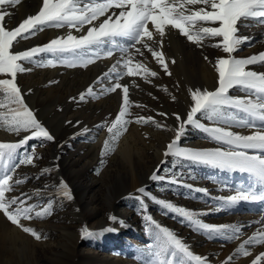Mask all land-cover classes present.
<instances>
[{"label":"rangeland","instance_id":"374dc122","mask_svg":"<svg viewBox=\"0 0 264 264\" xmlns=\"http://www.w3.org/2000/svg\"><path fill=\"white\" fill-rule=\"evenodd\" d=\"M16 6L17 5L3 6V11L9 13V15L5 17L4 22L11 23V26H14L17 19V15L15 14ZM200 6L201 5L190 7L198 8ZM36 8L38 10L40 6ZM101 19H103V17ZM206 26H215V24ZM48 28L51 29L54 27H45L42 31L38 30L35 35L27 39H18V41L14 43V50L12 49V51H15V48L18 50L21 40L27 41L31 39L36 42L43 39L46 40L47 35L41 34ZM8 29L12 30L11 28ZM239 30H241L239 35L248 37L249 40L241 44L239 50L233 54L236 58H247L264 51V22L250 19L241 22ZM66 35L67 34L63 36ZM73 35L79 36L82 35V32H77L75 30ZM56 37H58L57 34L54 38ZM216 42V39L209 40V44L213 48ZM44 44H46V42L39 46H43ZM153 46L158 49L157 44ZM217 50L221 55L224 54L222 50L218 48ZM144 51L145 55H136L135 61L143 62L149 69L156 71L158 75L156 77H149V82H146L139 76L135 77L136 80H130L128 84L129 100L132 106L130 108L131 115L126 118L132 122L127 124L126 130H122L121 135L115 139L107 130L108 126H111L116 115L119 113L123 100L122 90L117 89L115 92L107 91V88L112 87L116 82L115 74H113L111 79L104 77L99 83L94 81L92 86L88 83L93 89L91 94L87 93L89 86L82 90L75 82H72L69 86V88H71L70 94L72 95L68 97L63 95L55 102L54 96L60 94L59 91H55L62 88L58 76H60V74H65L66 72L64 70L67 69L79 70L77 74H80V69L85 67H67L61 64L48 66L46 65L47 59H55V57L50 56V54L39 55L32 62H21L24 68L30 69L29 71L18 73V76L24 81L32 77V80H35L42 71L49 72V69L55 70L57 67L64 69H56L54 77L48 79L42 87L43 92L41 97L43 99L47 97L43 100L44 104L42 106H44V108H42L46 111L47 115L45 117L40 116L39 107H29L34 111L38 120L50 134L56 138L55 130L57 131V126L60 125L58 121L59 117L65 112L67 104L70 103H72L70 110L73 119L75 122L78 120L77 123L79 126L81 125L82 128L76 133L68 136L67 142L61 148L59 153L60 159L67 160L70 164L68 171L65 173L62 171V175L57 172L58 163L54 161L53 141L43 139L30 140L27 148L20 149L21 155H23L25 151L31 154L33 151L31 145H37L35 148V155L38 159L35 160L34 165H21L16 169L13 173L14 178L23 179L26 180V182L19 185L13 184V189L6 193V198L11 199L13 196H20L21 193H24L26 194V199L27 197H31L28 203L39 204L41 207H43L48 200L53 201L51 215L44 218L34 217L31 220L22 222L25 226L35 229L40 235H42V232L50 234L49 237L52 241L56 239L58 243L53 242L55 251L63 248L62 245L65 241L62 230L63 226H71L74 228L79 226L81 229L87 228L93 235L84 238L81 237L82 240L79 247L90 249L91 252L94 253L93 258L88 264H167V260L169 259L172 261V264H196L195 261L178 251L175 256H172L171 251H175L174 249L170 251L161 247L155 238L156 230L154 229V225L144 219L145 215L150 216L152 221L170 230L182 241L193 255L204 258L206 264H223L228 257H232L229 262V264H232L239 255L245 257L243 251L237 253L236 250L245 240L252 238L253 242H255L256 233L260 230V227H257L256 224L253 223L250 224L247 221L249 217L254 218L257 216V213L249 210V206L253 204V201H240L236 204L224 205V202L218 198L234 195L237 190L247 187L248 183L246 180L253 177L247 173L233 171L234 177L229 181L223 176V174L227 173L226 169L179 160L175 156L169 155L162 160H167V163H159L158 166H160V170L157 173L159 176L167 177V179H151L150 182H147L146 185L143 186L145 193L142 194L138 192L137 189H128L130 182L129 167L127 164L122 163V161L120 162L117 160V162L114 160V157L117 156L123 160L122 156L117 154L120 141L123 137L132 134L135 137L136 146L146 151L145 160H141L143 161L142 166L145 165L151 169L155 161L154 155H156L154 149L158 148L161 143L160 141L164 139L162 136H155L152 131L162 132V130L171 129V126L173 127V124L177 122L172 115L173 113L185 115L184 104L182 103L183 100L179 96V87L174 76L172 73L171 75L165 74L161 66L151 57V53H148L146 50ZM115 54L119 59L121 58L119 52ZM100 59L95 60L94 63ZM208 59L212 64L215 63V57L209 56ZM42 63H44L45 66H41ZM250 67H257L263 70L264 73V63H257L249 66V68ZM123 71H126V69ZM188 71L190 74V68H188ZM191 73L193 78L196 77V81H203L202 75L200 74L201 72L192 70ZM44 76L46 77V75ZM44 76L42 75V77ZM4 78L5 75L0 74V79ZM80 78L81 76L77 75L75 80L80 81ZM127 78L128 76L123 75L120 81L122 80L125 82ZM133 80L135 84H133ZM50 81H55V83H49ZM136 85H138V87ZM215 87L216 85H213L211 89L214 90ZM26 91L27 90H24L23 94L25 102L29 106V95L31 91ZM62 91H64V89H62ZM81 93H85V99L82 101L79 99ZM242 93H244V91L240 88H234L229 94L233 97H241V95H243ZM173 96L175 100L172 99ZM73 97L76 99H72ZM103 99H107L110 104L107 103L99 109L88 106L89 104L93 105V103ZM0 103H7L3 95H0ZM137 105H142V107H137ZM227 111L237 116L243 115L235 110ZM159 113H167L168 115L165 117L159 115ZM137 116H152L156 121H159L161 125H166L167 127L158 128L151 123L137 124L135 123V118ZM198 119L208 127L226 126L220 122L209 121L203 116L198 117ZM70 125L68 121L64 124L65 127H70ZM101 125H104V127H100ZM230 129L236 132V125H233ZM27 134L29 133L22 132L17 136L14 133L8 132L5 123L0 121V142H16ZM173 137L175 139V136ZM106 142H108L107 154L102 157V152L106 150ZM152 143L155 144V148L148 146ZM178 146L195 149L225 147L208 138L202 130L194 126H189L186 129L179 140ZM45 168L49 169V171L42 174V170ZM143 169L144 168L140 167V165L135 166V170L138 171L139 174ZM156 170L157 168L154 172ZM67 173L70 175H67ZM61 179L67 184L71 192L73 197L71 200L63 198L62 196V190L59 187ZM174 180L177 182H171ZM94 181L96 185L90 186L89 182ZM77 184L88 185L86 188H82L83 186H78ZM83 189L86 193L85 197L87 196L86 206L76 203ZM108 189L111 190V195H109ZM115 192H119L120 195H118L113 202H110ZM141 201H143V203H141ZM160 201L170 202L176 207L190 210L193 213V219L199 220L202 223L214 226H229L228 231L225 233H216L199 229L198 226L190 222L188 218L180 216L173 210L165 209ZM88 211L91 213L93 212L91 216H87V213H89ZM0 215L3 216L2 213H0ZM109 216H114L116 219L110 221ZM42 222L46 224H42ZM48 222L51 223L53 227L50 226ZM97 223H100L99 228L103 230V233L99 236L95 234ZM35 224L37 226L39 225L42 229L34 227ZM2 227L3 226L0 224V264H10L7 262L8 260L6 257H8L9 254L13 256V253L10 251V245L8 244L9 239L5 238V235L1 232L3 231ZM235 229H240L238 237L234 235ZM20 231L22 235H30L24 233L22 230ZM230 235L234 238L229 239L228 237ZM149 245H151V248L148 247ZM226 246H231V248L226 256L223 257V249H225ZM256 246V243L245 245V250L250 253ZM53 255L54 252L48 250L46 255L41 257L42 261L39 264H48V261L52 259ZM218 258H221V260H218ZM11 259L15 260V258ZM262 263H264V261L261 262V264Z\"/></svg>","mask_w":264,"mask_h":264},{"label":"snow or ice","instance_id":"6c2138e0","mask_svg":"<svg viewBox=\"0 0 264 264\" xmlns=\"http://www.w3.org/2000/svg\"><path fill=\"white\" fill-rule=\"evenodd\" d=\"M20 2L21 0H0V74L10 77L0 79V95H3L7 101L0 103V121L5 123L8 132L17 136L22 132L29 133L16 142H0V213L12 225L39 241L41 235L32 227L25 226L22 221L49 216L53 208L52 200H48L43 207L28 203L31 197L26 199L24 193L11 199L6 198V193L12 191L13 184L26 182L14 178L13 173L16 169L21 165H34L35 160L38 159L35 155L37 145H31L33 150L31 154L25 151L21 155L20 149L27 148L30 140L55 139L26 104L24 94L16 83L18 73L30 70L24 68L21 62H32L39 55L50 54L55 59H47L48 66L61 64L67 67H87L97 59L109 58L119 52L121 58L104 74L109 79L115 74L116 82L112 87L107 88V91L115 92L120 89L123 93L119 113L107 128L115 139L121 135L122 130H126L127 124L132 122L126 118L131 115L132 103L129 100V85L119 82L122 76H139L149 82V77L158 75L143 62L135 61V56H144L146 50L151 53V57L161 66L164 73L171 75L164 53L153 46L157 43V36L161 38L159 43L162 45L163 37L169 29L178 30L180 35L198 47H202L206 40L216 39L217 42L213 46L226 55L215 60L214 67L217 74L215 89H189L191 105L186 117L181 113L172 114L178 126L175 139L166 146L165 157L171 155L179 160L239 171L254 178L253 184L237 190L234 195L218 198L224 202V205H232L240 201H264V73L249 68L251 65L264 63V51L247 58H236L233 55L241 44L249 40L248 37L238 34L240 23L250 19L264 22V0H42V6L35 15H29L18 26L8 30L4 26V21L9 13L3 11V6L18 5ZM196 5L201 6L190 7ZM212 24L218 26H206ZM85 25H88L85 34L79 36L72 34V29L80 32ZM66 26L69 29L66 36L51 39L43 46L12 51L18 39H27L45 27L61 29ZM207 59L208 57H205V60ZM41 66H45L44 63ZM124 69L126 71H123ZM101 79L98 77L97 83ZM234 88H240L249 95L233 97L229 93ZM92 91V87L89 86L87 93L91 94ZM251 94H255V99ZM79 99L84 100L85 93H81ZM172 99L175 100V97L173 96ZM227 110H235L243 115L237 116ZM159 115L167 117L168 114L159 113ZM201 116L226 126H205L198 119ZM257 119L260 124L256 123ZM135 123H151L158 128L167 127L161 125L152 116H137ZM233 125L251 129V134L241 135L233 132L230 130ZM189 126L202 130L208 138L226 147L201 149L179 147V140ZM107 148L108 142L105 144L106 150L102 152V157L107 154ZM164 163H167V160L161 161V164ZM159 170L160 166H157L150 179L166 180L167 177L157 174ZM48 171L49 169L45 168L42 174ZM59 187L63 198L68 200L73 198L62 179ZM138 192L143 194L145 189L140 188ZM160 203L165 209L173 210L180 216L188 218L199 229L216 233L228 231L229 226L208 225L194 220L190 210L176 207L170 202L160 201ZM115 219L114 216H109L110 221ZM144 219L154 225L155 238L160 246L170 251L175 250L171 251L172 256L178 251L196 264H206L204 258L193 255L170 230L152 221L150 216L145 215ZM239 231L240 229H235L234 235L238 237ZM91 235L93 233L87 228L81 229L82 238ZM228 238L234 237L230 235ZM255 242L264 243V234ZM251 243H253L252 238L245 240L236 252L243 251V255H249L245 245ZM148 247L151 248V245ZM231 258L228 257L223 264H229ZM262 259L264 253L257 256L252 264H259ZM167 264H172V261L167 260Z\"/></svg>","mask_w":264,"mask_h":264},{"label":"bare ground","instance_id":"6f19581e","mask_svg":"<svg viewBox=\"0 0 264 264\" xmlns=\"http://www.w3.org/2000/svg\"><path fill=\"white\" fill-rule=\"evenodd\" d=\"M37 6H40V7L42 6V0H22V2L16 6L15 14L17 15V19L15 21L14 26H11L12 24L9 22H4L5 27L7 29L8 28L13 29L16 26H18V24L23 19L27 18L29 15H35L39 11V9L37 10L36 8ZM87 27L88 25L84 26V29L81 31L82 34H85ZM68 31L69 29L67 28V26L62 29L48 28L45 32L41 34V35H47L46 40L42 38L43 36L40 37L43 40H40L38 42H36L35 40H31V39L27 41L21 40V42H19L20 43L19 47L17 45L18 50L15 48V51L13 52L23 51L31 47H34V46H39L45 42L48 43L50 42L51 39H54L56 34L58 36H63L67 34ZM71 31L73 34L75 29H72ZM240 32L241 30H239V33ZM156 40H157L156 44L158 46V50L164 53L165 59L168 63V69L171 71L172 75L177 81V85L179 87V96L183 100L182 103L184 104V112H185L184 116L186 117V113L190 109V105H191L189 89L213 90L211 89V87L213 85H216L215 83L217 79V74L215 72V67H214L215 63L212 64V62L209 59L205 60V57L213 56V58L215 57L217 59L218 57L225 56L226 54L221 55L220 52L217 50V48L215 47L213 48L212 46H210L209 40L204 41V44L202 47H198L196 44L189 42L186 39V37H183L182 35H180L178 30H173V29L167 30L166 35L163 37L162 45L161 43H159L161 40L159 36L156 37ZM117 59L119 60L116 54H114L112 57H109V58L100 59L96 63L88 67H85L83 69H80L81 70L80 74H77L79 70H71V69L64 70V69L57 67L56 69L64 70L66 73L63 75L60 74V76H58L59 81H61L62 88L60 90L55 91V92L59 91L60 94H58L57 96H54L55 97L54 101L57 102L58 99H60L63 95L65 97L72 95L70 94L71 88H69L70 83L72 82H75L78 87L82 88V90H84L85 88H87V86H89L88 83L91 84V86L94 81L97 83L98 77L102 78L99 81L101 82L105 77L104 74L107 73L108 70L112 68L114 64H116ZM172 61H175V62L173 63ZM188 68H190V74H189ZM55 70L49 69V72L42 71L40 72V74H38L39 77L36 78L35 80H32L33 78L32 77L31 79L24 81L22 78L18 76V74L16 76V83L18 84L22 93L24 92V90H27L28 92L31 91L29 95V98H30L29 107L30 108H33V106L39 107L40 116L42 117H45L47 115L46 111L43 110L44 106H42L44 104L43 100L47 98V97H44L43 99L41 97L42 92H43L42 87L48 79H51L52 77H54ZM192 70L201 72L200 74L202 75L201 77L203 78V81H196L197 80V79L195 80L196 77L193 78V75L191 73ZM250 70L263 73V70L257 67H250ZM42 75L43 76L46 75V77L45 76L42 77ZM77 75L81 76L80 81L75 80V77ZM5 78H10V77L5 76ZM131 79L136 80L135 77H130V78L128 77L126 79L127 81L124 80L125 82H123L121 80L120 83L129 84ZM62 89H64V91H62ZM242 94L243 95H241V97H246L247 95H249V93H247L246 91H244V93ZM251 95L253 96V99H255V94H251ZM107 103L110 104L109 101H107V99L105 100L103 99V100L93 103V105L89 104L88 106L99 109L101 106L103 107ZM71 104L72 103L67 104L65 112L59 117L58 121L60 125L57 126L58 130L57 131L55 130L56 138L53 140V144H52L53 149H54L53 151L54 161L58 163L57 172H59V174L61 175L63 172L65 173L66 171H68V168L70 167V164L67 160H62L59 157L61 148L67 142L68 136L76 133L78 130L82 128L81 125L80 126L78 125L77 123L78 120H76L75 122L73 119V115L71 114V110H70ZM66 121L69 122V125L71 124L70 127L64 126ZM72 122H75V123H72ZM175 123L176 124H173V127L171 126V129L169 130H162V132L152 131V133L155 136H162L164 137V139L160 141L161 143L158 146V148H155L154 147L155 144L153 143L148 145L149 147L155 148L154 153L156 154L154 155L155 161L151 169L148 166H145V165L142 166L143 161L141 160H145L146 151L139 149L136 146L135 137L132 134H129L121 139L118 150H117V154H120L123 160L120 159L118 156L114 157V160L115 161L119 160L120 162L122 161V163L127 164V166L129 167V176H130L129 181L130 182H129L128 189L138 190L140 188H143V186L146 185L147 182H150L151 180L150 177L154 173V170L157 168L159 163L164 158H166L164 155V153L167 151L166 146L167 144L170 143V141L174 139L173 136H175V131L178 126V122H175ZM256 123L260 124L261 122L257 119ZM230 130L233 131L232 129ZM251 131H252L251 129L236 126V133H239L241 135L251 134ZM58 161H61V162H58ZM138 165L144 168L140 172V174L138 173V171L135 170V166H138ZM226 172L227 173L223 174V176L227 178L229 181H231L234 177L233 171L226 170ZM67 175H70V174L67 173ZM246 182L248 183V185H251L255 181H254V178H249L246 180ZM87 185L88 184L78 185V186H83L82 188H86ZM89 185L95 186L96 185L95 181L89 182ZM85 194L86 193L83 189L82 194L80 195L79 199L76 202L78 205L79 204H82L85 206L87 205V200H86L87 196L85 197ZM109 195H111V190H109ZM118 195H120V193L115 192L110 202H113V200H115V198ZM249 210L257 213V216H255L254 218L249 217L247 221L250 224L253 223V224H256L257 227H260V230H258V232L256 233V239H258L260 235L264 234V201H253V204L249 206ZM92 213L91 212L87 213V216H91ZM0 224L3 226L2 227L3 231L1 232L5 235V238L9 239L8 244L10 245L11 253H13L12 254L13 256H11V254L8 253L10 257L9 256L6 257V259L8 260L7 262L10 264H39L42 261L41 257L43 255H46L48 250H52L54 252L53 257L52 259L48 261V264H88L89 261L93 258L94 253H92L90 249L79 247V244L82 240L80 236L81 228L79 226L75 228L71 226L69 227L63 226L62 228L63 236L65 238L64 244L62 245L63 248L61 250L55 251V247H54L55 245L53 246V242H57V241L56 239L52 241L49 237L50 234H46L45 232H42L41 240L37 241L31 235H24V234L22 235V232L20 231L21 229L12 225L6 218H4L1 215H0ZM42 224H46V223L42 222ZM49 225L52 226L51 223H49ZM34 227L40 228V226L39 225L37 226L36 224L34 225ZM96 227H97V230L95 234L96 236H99L103 233V230L99 228L100 223H97ZM253 243L255 244L256 242H253ZM256 245H257L256 248L252 247L253 251L250 252L249 255L245 257H242L239 255V257H237L235 262L232 264H252V261L257 256L264 253V243H256ZM230 248L231 246H226L225 249H223V254H224L223 257L226 256ZM11 258H15L16 261ZM218 260H221V258H218ZM263 261L264 259H262L259 262V264H261V262Z\"/></svg>","mask_w":264,"mask_h":264}]
</instances>
